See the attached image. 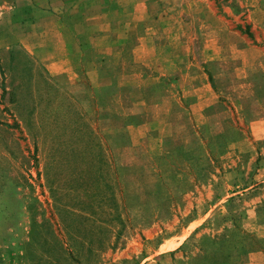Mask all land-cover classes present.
I'll use <instances>...</instances> for the list:
<instances>
[{"label":"rangeland","instance_id":"obj_1","mask_svg":"<svg viewBox=\"0 0 264 264\" xmlns=\"http://www.w3.org/2000/svg\"><path fill=\"white\" fill-rule=\"evenodd\" d=\"M83 1L1 19L0 264H264V0Z\"/></svg>","mask_w":264,"mask_h":264},{"label":"crops","instance_id":"obj_2","mask_svg":"<svg viewBox=\"0 0 264 264\" xmlns=\"http://www.w3.org/2000/svg\"><path fill=\"white\" fill-rule=\"evenodd\" d=\"M94 3H96V2H94L93 0L89 1L88 3H86V1H83V2H81L79 4H76L75 9L86 11V9L88 7H90V8H93V10H94L97 7V5L95 6ZM48 6L51 8V10L55 9L54 8V4H53V0H51V3L48 4ZM31 8H36V0H16L14 5L11 6L9 9H6L5 6H0V23L2 21L1 19H4L6 14H12V13L14 14V13H16V12L22 10V9L24 11L26 9H28L30 11ZM91 13L92 14L89 15V16L87 15V13L85 15H82V16H83V18L85 16H88V18L98 19L99 15H100V13L98 11L96 13L95 12H91ZM94 22H98V20H95ZM61 34H62V39L63 40L65 39L66 42H67L66 43V49L68 51L73 53L74 50L76 51V50L80 49V46L76 47V44H74L75 41H74L71 33H69V32H65V33L63 32L62 33L61 32L60 35ZM35 37H36L35 33L33 34V33L30 32L28 34V42H29L28 48L31 49V50H37V51H38V49L43 50L44 49L43 47H38L37 44L35 43L36 42V38ZM19 38H20V36L17 33H13L12 34V41H16ZM22 40H24V39H22ZM4 44H5V42H4V34L1 32V29H0V47L4 46ZM53 58H54V56L52 57V55L49 56L48 58H44L46 60L45 63L50 68H52V67L54 68V67H57L59 65L58 62L55 59H53ZM60 61H62V60H60ZM70 63H73V61L71 60ZM253 257H256V256H253ZM253 264H256V263L253 262Z\"/></svg>","mask_w":264,"mask_h":264},{"label":"trees","instance_id":"obj_3","mask_svg":"<svg viewBox=\"0 0 264 264\" xmlns=\"http://www.w3.org/2000/svg\"><path fill=\"white\" fill-rule=\"evenodd\" d=\"M88 129H89V128H88ZM90 136L93 137V138L96 140L95 142H93L94 144H96V143H97V144H98V143L100 144V141H99V139H98V135L95 134V132L91 131V132H90Z\"/></svg>","mask_w":264,"mask_h":264}]
</instances>
